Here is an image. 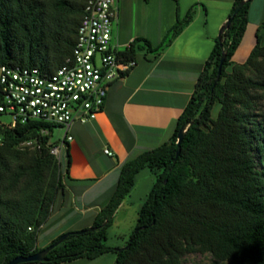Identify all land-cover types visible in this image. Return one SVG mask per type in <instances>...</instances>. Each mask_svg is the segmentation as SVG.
I'll return each instance as SVG.
<instances>
[{"label":"trees","instance_id":"trees-1","mask_svg":"<svg viewBox=\"0 0 264 264\" xmlns=\"http://www.w3.org/2000/svg\"><path fill=\"white\" fill-rule=\"evenodd\" d=\"M243 1L235 0L229 18ZM87 2L0 0V67L54 72L63 66L73 57ZM251 2H245L223 39H217L172 138L123 165L113 196L96 216V230L71 232L44 262L21 264L94 260L107 253L116 254L114 264H179L194 253H210L228 264H264V104L260 116L254 112L256 102L264 103V23L248 60L232 61L246 32ZM194 14L190 9L178 20L159 47L153 49L144 40L147 48L158 54L166 50ZM142 41L120 56L137 63ZM188 123L177 158L178 135ZM47 128L52 134L54 127L31 121L5 133L0 148V264L45 249L37 246L39 234L65 192L70 158L63 168L48 146L51 134H41ZM35 137L41 140L40 151L19 148ZM147 169L155 181L140 206L134 232L124 248L108 246L116 212Z\"/></svg>","mask_w":264,"mask_h":264},{"label":"crops","instance_id":"crops-1","mask_svg":"<svg viewBox=\"0 0 264 264\" xmlns=\"http://www.w3.org/2000/svg\"><path fill=\"white\" fill-rule=\"evenodd\" d=\"M234 3L235 0L117 1L114 42L125 50L141 39L143 48L136 55L137 65L110 86L97 119L71 127L69 135L73 140L62 152L66 163L70 158L69 173L64 179L66 189L46 223L55 220L57 226L44 240L39 234L38 248L48 247L60 235L92 228L98 212L107 206L117 188L123 165L172 138ZM190 9H194L193 20L166 50L158 54L147 48L144 40L153 49L159 47ZM248 21L232 59L236 64L245 63L257 44V33L264 23V0H252ZM138 181L116 212L113 226L117 225L118 215L134 204ZM140 203L138 212L143 200ZM71 215V220H66ZM105 255L62 264H114L115 259L104 262Z\"/></svg>","mask_w":264,"mask_h":264},{"label":"built area","instance_id":"built-area-1","mask_svg":"<svg viewBox=\"0 0 264 264\" xmlns=\"http://www.w3.org/2000/svg\"><path fill=\"white\" fill-rule=\"evenodd\" d=\"M117 1L88 0L73 57L54 72L16 65L0 67V148L7 130L37 121L66 129L63 141L51 147V153L61 161L66 143L73 140L71 127L97 119L112 83L137 65L120 56L124 49L113 39ZM41 132L51 134L48 128ZM32 144L29 139L19 146Z\"/></svg>","mask_w":264,"mask_h":264},{"label":"rangeland","instance_id":"rangeland-1","mask_svg":"<svg viewBox=\"0 0 264 264\" xmlns=\"http://www.w3.org/2000/svg\"><path fill=\"white\" fill-rule=\"evenodd\" d=\"M114 30V28H113ZM115 31V30H114ZM264 103L262 101L256 102V107L254 108V112L260 116V111L262 110V105ZM219 107L213 112V117H217L219 114ZM258 119V118H255ZM6 121H10V118L6 117ZM42 134V132H41ZM66 134V129L62 127H54L52 134L49 136L48 146L53 147L55 145H59ZM43 135V134H42ZM33 144L28 147H20L22 150H30V151H40L42 147V143L40 138L35 137L32 138ZM58 159V158H57ZM258 159V157H257ZM59 160V159H58ZM61 163L63 168L65 167V155L62 153ZM259 169L262 170L263 167L261 164H259ZM137 185V192L135 194V197L133 199V205L129 209H124L117 217V225L111 226L109 228V239L107 240L106 244L108 246H126L127 242L130 239V236L134 232L136 225H137V219H138V208L141 204L140 202L145 199L148 196V193L150 189L152 188V182L155 180V175L150 170H145L142 176L139 178ZM150 186V187H149ZM72 215L68 216L66 220H71ZM65 220V221H66ZM57 222L55 220H52L50 223L46 224L45 229L40 233V239L44 240V238L53 232L55 226H57ZM123 247V248H124ZM105 261L107 260H116V254L115 253H107L104 256ZM99 264V262L97 263ZM179 264H228L227 262L219 261L215 257H213L210 253L207 254H200V253H194V254H188L181 258Z\"/></svg>","mask_w":264,"mask_h":264},{"label":"water","instance_id":"water-1","mask_svg":"<svg viewBox=\"0 0 264 264\" xmlns=\"http://www.w3.org/2000/svg\"><path fill=\"white\" fill-rule=\"evenodd\" d=\"M247 0L243 1L240 3V5L237 7V9L235 10V13H234V16L239 12V10L242 8V6L245 4ZM233 17L229 18L228 21L226 22V24L222 27L220 33H219V40L221 41L223 39V35L224 33L227 31V29L230 27L231 23H232V20H233ZM225 59H226V55L223 54L222 56V59H221V64H220V67H219V71H218V76H217V79H216V82H215V85L217 84V82L220 80V77H221V73H222V68H223V64L225 62ZM192 123H188L186 125H184L180 132H179V135H178V149H177V158L179 157L180 153H181V144L184 140V137L188 131V128L189 126L191 125ZM96 230V228H89L87 230H83V231H79V232H76L77 234H82L86 231H94ZM72 233H66L64 235H62L59 240L45 248L44 250L36 253V254H33V255H30L28 257H25V256H19L17 258H15L14 260H12L9 264H21V263H28V262H44L46 260V256L48 255V253L55 247L59 246L66 238H68ZM119 251H122V249H119Z\"/></svg>","mask_w":264,"mask_h":264}]
</instances>
